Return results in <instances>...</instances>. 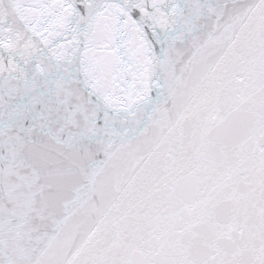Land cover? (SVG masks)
<instances>
[{
	"label": "snow or ice",
	"instance_id": "snow-or-ice-1",
	"mask_svg": "<svg viewBox=\"0 0 264 264\" xmlns=\"http://www.w3.org/2000/svg\"><path fill=\"white\" fill-rule=\"evenodd\" d=\"M0 264H264V0H0Z\"/></svg>",
	"mask_w": 264,
	"mask_h": 264
}]
</instances>
